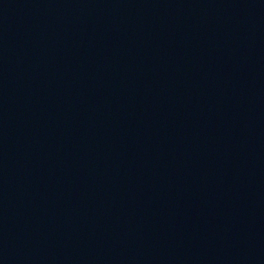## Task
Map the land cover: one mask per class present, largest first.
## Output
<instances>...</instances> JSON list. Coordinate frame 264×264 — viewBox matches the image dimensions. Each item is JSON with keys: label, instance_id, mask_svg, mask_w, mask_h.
<instances>
[{"label": "water", "instance_id": "95a60500", "mask_svg": "<svg viewBox=\"0 0 264 264\" xmlns=\"http://www.w3.org/2000/svg\"><path fill=\"white\" fill-rule=\"evenodd\" d=\"M0 264H264V0H0Z\"/></svg>", "mask_w": 264, "mask_h": 264}]
</instances>
